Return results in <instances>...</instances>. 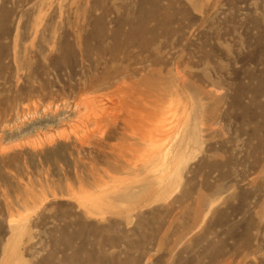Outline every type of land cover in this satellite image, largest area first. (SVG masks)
<instances>
[{
	"label": "rangeland",
	"instance_id": "rangeland-1",
	"mask_svg": "<svg viewBox=\"0 0 264 264\" xmlns=\"http://www.w3.org/2000/svg\"><path fill=\"white\" fill-rule=\"evenodd\" d=\"M0 264H264V0H0Z\"/></svg>",
	"mask_w": 264,
	"mask_h": 264
},
{
	"label": "bare ground",
	"instance_id": "bare-ground-1",
	"mask_svg": "<svg viewBox=\"0 0 264 264\" xmlns=\"http://www.w3.org/2000/svg\"><path fill=\"white\" fill-rule=\"evenodd\" d=\"M149 157H151V159L153 158L152 157V155H150ZM161 171H159V172H161L162 174L163 173H165V172H167V170L169 169L168 168V166H166V164H167V160H166V154L165 153H163L162 155H161Z\"/></svg>",
	"mask_w": 264,
	"mask_h": 264
}]
</instances>
